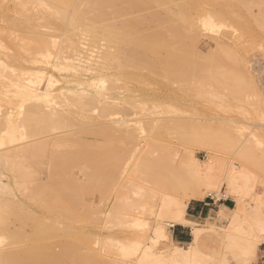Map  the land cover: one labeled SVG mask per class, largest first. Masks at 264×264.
Returning <instances> with one entry per match:
<instances>
[{"label": "rangeland", "instance_id": "374dc122", "mask_svg": "<svg viewBox=\"0 0 264 264\" xmlns=\"http://www.w3.org/2000/svg\"><path fill=\"white\" fill-rule=\"evenodd\" d=\"M3 1L0 0V124H3L1 121L3 118L1 119V117H4V114L11 112L13 115H17V111H20L18 108L21 109L20 106H23V109L27 111V114L31 113L30 115L32 116L29 117V115H27L29 119L35 117L34 111L36 107L32 106H35L36 101H33L34 99L31 100L29 96L26 99L23 98L25 100L21 102L22 99L19 98L18 94L22 93L23 95L24 91L21 92L20 87L27 86L26 79L30 75L29 72L36 69L35 64H33L36 60L35 56L37 58L40 53L45 52L44 50L39 51L41 43L42 46H51L52 44L55 45L57 43L56 45L59 46L60 49L59 52H62L63 45H65L64 40H66L64 30L67 25V23H64V20H62L64 25L62 24V21H59V23L61 22L60 29L51 28L46 21H36V10H34L32 5H29V10H27L24 15L16 10L14 11L15 13H13L12 10H9L8 12L7 10L13 6L12 2L14 1ZM244 2L247 3V9L249 11L244 8H238L236 11L249 13V21L251 24V34L249 35L244 34L240 29V26L232 21H227V24L232 26L233 29L221 28L218 31H213L216 32V34L201 26L202 21L215 17V7H221L223 5V0H178V13H184L187 16L188 19L186 24L189 25L191 22L195 25L194 32L188 37L191 39L188 41L186 40V44L189 46V49H192V52L190 50V52L180 55L178 59L175 57L169 58L170 65L167 69L158 65L161 62L158 58L140 57L131 62L130 65L128 64V66L125 64L123 66L125 70L122 68L123 74L120 69L119 71H114L116 73L119 72L117 75L118 77L120 75V77L117 78L115 76V80L117 79V81L112 85L113 89L109 86L113 91L108 87V89H110L108 90L109 94L113 96L106 99L108 101L109 99L113 100L114 102L105 101L108 102L106 104L103 102V105L110 106V109L106 106L108 109H106L105 112L102 110L96 111L97 114L103 112L104 117L98 121H90L86 123L85 127L87 128L83 129L82 132L79 133L80 135L77 134L78 130L76 127V131L73 132L76 133V135L73 134L74 137L76 136V139L82 138L90 143H98L100 146H102L105 141H108L109 144L115 141H121V145H123L120 156L118 154L115 158L112 150L109 148H101L100 163L102 172L98 175L95 182L100 189L98 190L97 197L90 204L83 202L76 204L74 207L75 215H83L84 217L83 220L80 219L78 225H92L98 227V230L90 235L88 245L81 250L77 247H66L58 243L31 244L28 241H23L22 243L20 241H18V243H8V241H10L9 239L3 243V245H0L1 249H7V251H5L9 256L5 257L7 260H2L0 264H83V258L88 255L96 256V254L100 257V260L98 259L100 262L99 264H133V260H129V258L120 255L118 247L121 246H115L112 244L110 247V245L103 246L102 244L107 242V237H109L110 232H118V234L113 236L114 242L127 245L133 240L135 236L134 232L127 229L119 231L116 227L113 228L114 226L109 227L108 225L107 228L106 224L111 223L109 222V219H112L116 213H122L121 215L124 216L127 215L128 212H136L138 214L139 205L146 199L145 197H147V194L150 195V192L163 196L168 195L171 197L176 195L177 197H180L184 180L187 181V178L189 177L190 168L188 167V163L192 158L201 164L207 162V159L221 160L224 164L227 162V164H225L226 166L230 164L228 165V168L232 170L233 177L244 174L248 185L247 187H251L253 193L250 196L246 195L243 199L245 204L249 206L245 210V217L247 218L238 219L237 225L241 230H246L247 227H250L252 231L259 221H263V219H261V214H264V206L259 207V203L260 200L264 203V173H261L263 170H260L264 167L260 165L261 161L259 158L263 155L261 152L264 153V146H262L264 145V16H261L264 15V0H244ZM78 3L79 5L81 4L80 1ZM253 5H255V7H259L260 5V7L257 9L254 8ZM80 8L83 9L82 6ZM151 10L153 9L144 10V8L140 6L130 13V15L127 14L126 19L131 17L143 20L138 31L140 30V34L146 33L148 29L155 28L157 23L154 21H145V19H148V14ZM242 10L245 11L243 12ZM252 17L254 19L257 17V21L260 19L259 26ZM34 18H36V20ZM86 19L87 17L85 16L86 23L83 22L82 19L81 22L87 24L88 20ZM81 22L80 27H78L79 29L76 30V33L79 35H77V38L79 37L78 39L81 38L87 40L89 38L85 36H88V34L83 32L84 27ZM223 29L226 30L224 31ZM62 31H64L63 35ZM218 40L220 41L218 42L220 46L217 44ZM37 41H40V43ZM232 41H237V44L234 47L235 50L232 49L233 57L228 62L227 67H219V63L222 60L220 51L224 49L223 45L226 46ZM100 44H102V42ZM100 44L97 45V49H99L98 51L102 50L99 48L100 46H105L104 44ZM57 46L56 48L59 50ZM218 46L220 51L217 48ZM97 49L95 48L94 50L97 52ZM92 52L93 57H97L101 54V52ZM64 53L69 54L70 51H65ZM173 64L176 66H173ZM116 73L112 74L116 75ZM250 79H253L254 83H251L249 81ZM110 92H114L115 94ZM20 103L24 104L21 105ZM100 105L102 106V104ZM112 105L113 108L111 107ZM93 114L96 113L93 112ZM108 114L110 116H108ZM31 120L32 123L28 122V133L29 136H32L33 138L31 137V140L28 138L26 142L38 138H44V141L50 140L51 136H54L57 133L56 131V133L47 131L48 134L42 132L43 134L39 133L40 136H35L36 132L33 131L35 130V124L33 123V119ZM31 125H33V127ZM0 126L4 128L3 125ZM2 128L0 127V130ZM72 128L74 129L75 127L72 126ZM241 128L242 130H240ZM30 130L31 133L34 132L33 134L35 137L30 133ZM65 130L71 132V127ZM199 130L202 132H198ZM57 131L58 133L64 132L63 129ZM91 131H99L101 133H99L94 139L89 136V132ZM103 131L107 132L106 136H104L105 134H102ZM2 132L3 129L0 131V134ZM66 137H68V133ZM243 138L248 139V141L246 140L245 142L246 145H254V148H252V145L250 146V148H252V150H250L252 153L247 151L248 149H246V151L249 153L244 151L245 149L243 150V154L242 151H237V146L234 145H237L239 141L243 142ZM257 138L258 140H256ZM231 141L234 142V145ZM225 142L229 143L227 144ZM17 143L15 142L13 145L17 144L19 146L20 143ZM34 143L35 142H33V144L30 143L31 145H26V148L24 147L25 150L22 148L24 153L20 151L21 149L18 150L15 148L17 145L12 147V144H10L11 146L8 144L9 146L6 145L7 147H0L1 149L4 148L5 151H10L12 158L9 165L12 161L14 164L12 165L11 163L10 166L13 168L10 169L11 167L5 162L8 161L7 156L3 158L6 159L7 157L5 161H3V159L0 160V180L3 184L6 183V185L4 184V186H0V198L17 204L23 202L22 204L25 207H23L21 203L20 206L26 208L24 209L26 213H32L35 211V208L37 209L44 205L47 206L49 204L48 196L57 193L59 197L62 198L63 193V188L59 184V169L57 168L59 164H55L62 161L61 156L65 155L68 145H63L62 148L58 146L59 151L56 149L58 147H55L54 149H56L57 152H53L55 150L51 148L54 146L50 143L47 145L41 144L43 146L45 145L43 148H47L42 151V146H38L39 150L35 147V149L37 148L39 151L38 152L34 149V145L37 146V144ZM48 145H51L52 147L50 148ZM125 147H128L129 149ZM248 147L249 146H246V148ZM6 148L8 150H6ZM40 148L42 150H40ZM124 149L126 150L123 151ZM231 149L234 150L231 151ZM256 149L258 150L255 151ZM12 150H18L17 152L20 151L19 153L22 156L19 154L20 156L18 157L17 152L15 151L13 153ZM132 150L134 153L136 151L134 157H132ZM3 151L4 150L2 149L0 157L4 153ZM130 151L131 155L129 154ZM8 152H5V154ZM245 152L246 155L249 154L248 156L245 155L249 158L247 159L249 162L252 157L255 158V160L257 159V165L254 163L256 167L254 164L243 161L246 158L245 156L242 161L239 160ZM190 155H192L191 159L189 158ZM122 156L126 157L122 158ZM52 157H56L57 159H55L57 161L53 160ZM128 157L131 158V161ZM19 158L20 160H17ZM126 158V161H130V163L124 168L126 165L123 161ZM188 158L190 160H188ZM261 158L264 162V155ZM114 159L116 161H114ZM253 160L251 161L252 163ZM2 161L6 163V166H4ZM21 161L23 162L21 163ZM241 162H245L244 165ZM234 163L237 165V168L232 167ZM246 163L253 165V167L248 166ZM80 165L82 166V164ZM80 165H76L74 168L80 167V169L83 168L84 170H87V172L90 171L89 168H84V165L81 168ZM113 166L116 170L119 167H122L125 170L124 171L120 168V170H117L119 172H116L119 174L124 171L120 173L121 176H123V179L120 180L126 182V186L124 183L122 186H119L122 181L116 186L115 180L111 179V176L113 175ZM241 166H244V169H242ZM258 166H260V168ZM19 168L23 174L20 172ZM183 169L184 171L182 172ZM73 170L74 169H71L72 173L69 172L70 174H73V176L69 174L70 179L72 178L73 181L75 179V181L78 180L79 182L82 181V179L84 180V178L86 179V177H84L85 175L82 177V173H79V168H76L74 170L75 172ZM82 170H80V172H82ZM138 172L141 174L138 175ZM129 174L133 177H130ZM127 175H129V177ZM15 177L16 181L20 184L16 183L14 179ZM19 177L21 178L19 179ZM182 179H184L183 182H181ZM179 181L182 184H180ZM241 181L243 182V180H240V182ZM129 184L131 188H129ZM131 184L136 187H133ZM17 186L21 190L17 189ZM9 188L12 191L8 190ZM132 188L134 191H136V188L137 190L143 188L142 193H147L146 195L144 193L143 195L145 196H142V198L134 196L135 194L131 193L134 192L132 191ZM146 188L148 189L147 191ZM90 190L91 189H88L85 194H88ZM215 193L217 194V191ZM125 194L127 197H125ZM116 197L117 200H115ZM127 198H129V200ZM210 198L211 197L205 196L203 199ZM256 198L258 199L255 203ZM217 199L218 201L231 199L233 205H235V195L226 192L224 186H221L218 189ZM214 201L217 200L214 199ZM125 203L126 205H123ZM131 203L133 205L137 204L138 206H132ZM133 207L137 208L136 211L133 210ZM113 210L116 211L114 212ZM41 216L45 224L51 223L47 210L41 211ZM125 219H127V217ZM128 220H130V218H128ZM9 221V229H7L9 233H22L25 237H30L32 231L29 225L21 226L19 222L13 219H10ZM104 221L105 225L103 223ZM224 221L222 220L220 223L222 226L227 223L226 220ZM201 224L202 223H199V225ZM54 226L56 229V237H60L62 224L54 223ZM189 226L192 231V226ZM3 232L4 231H2V233ZM2 233H0V236L6 235ZM11 237L12 236H10V238ZM182 246L185 247V245ZM66 248L69 250L65 251ZM64 252L67 253L66 256H62V253ZM257 252L258 248L248 250V252L244 253L240 259L228 254L225 257V261L226 264H255ZM94 259L97 260L96 258ZM197 264H199V262ZM201 264L204 263L202 262Z\"/></svg>", "mask_w": 264, "mask_h": 264}, {"label": "bare ground", "instance_id": "6f19581e", "mask_svg": "<svg viewBox=\"0 0 264 264\" xmlns=\"http://www.w3.org/2000/svg\"><path fill=\"white\" fill-rule=\"evenodd\" d=\"M13 1H14L12 2L13 6L7 10L8 12L9 10L10 11L12 10V12L15 13L14 11L16 10L24 15L26 14V11L29 10L28 9L29 5H32L34 7V10H36L35 15L37 20L36 18L34 19L38 22L46 21V23L51 28L53 27L60 29L61 22L59 23V21L64 20V23H67V25L65 24L66 25V28L64 27L65 32L62 31V35L64 32L65 33L64 35L66 36V40H64L65 45H63V50L61 49L62 52H59L60 49L59 46L56 45L57 43L55 45L58 47L59 50H57L54 44H52L51 46H42L41 43V46H39V51L44 50L45 52L42 51L44 53H40L37 56V58L35 56L36 60L33 58L35 60V63L33 64H35L36 69L34 71L28 70L31 71L32 74L31 72H29L30 75L29 77L27 76L28 77L26 79L27 86L20 87L21 88L20 91L21 92L24 91L25 93L23 92V95L22 93L18 94L19 98L22 99L21 102L26 98H28L29 96L31 100L34 99L33 101H36L35 106H32V107H36L34 111L35 117L29 119V117L32 115H30L31 113L27 114V111L23 109V106H20L21 109L18 108L20 111L19 112L17 111V115L16 114L13 115L11 112L4 114V117H1V119L3 118L1 120L3 124H0L3 125L4 127L2 128V126H0L3 129V132L0 134V147L2 146L5 147L6 145L9 146L10 144H12L13 147L14 145L18 144L17 142L20 143L23 141L22 143L19 144V146L17 145L16 147L15 146L14 147L18 150L21 149L20 151H22V148L23 150H25L26 145L30 143L33 144V142H35L37 146L34 145V149L35 147L38 148V146L39 147L42 146L43 148L45 145L49 143L52 146H54L52 147L51 145L50 146L48 145L50 148L52 147L51 149H54L55 147L58 146L62 148L63 145L65 146L68 145V148L65 151V155L61 156L62 161L60 160L61 161L60 163L57 162V164H55V165L59 164L57 168L59 169L58 171V175L60 178L59 184L63 188L62 198H60L57 193H54V195L48 196L49 204L47 206L44 205L37 209L35 208V211H33L32 213H28V212L26 213V211L24 210L26 208H23L25 207L22 204L23 202H20L23 206L21 207L19 202H18L19 204L12 203L9 202V200L7 201L0 198V229H1L0 233L4 231L2 234H6L5 236L4 235L0 236V245H3V243H5L10 239L8 243H14V242L18 243V241H20L21 243L23 241H28L31 244L58 243L66 247H77L82 250V248L88 245L90 235L93 234L94 231L96 232L98 230V227L97 226L94 227L92 225H78L80 219L83 220L84 217L83 215L76 216L74 207L76 206V204L83 202L90 204L97 197V194L99 192L98 190L100 189L95 184V182L97 180L98 175L102 172L101 163H100L101 148L102 147L109 148L110 150H112L114 152V158H115V156L118 154L120 156V152L123 149L122 148L123 145H121V141H115L110 144L108 141H105L103 145L100 146L98 143L97 144L90 143L82 138L76 139L75 138L76 136L74 137L76 133L73 132L76 131V127H77L78 130L77 134L80 135L79 133H81L83 129L87 128L85 127L86 123L90 121L100 120L101 118L104 117L103 112H105L106 109H108V107L110 109V106L108 105L104 106L103 102L104 104L110 101L114 102L113 100L110 99L109 101L106 100L113 96L109 94L108 90H110L112 85H114V82L117 81V79L115 80V76L117 78L120 77V75L119 77L117 75V73L119 72L116 73L114 71L116 70L119 71V69L122 70L125 64H127L128 66V64L130 65L131 62L135 61L136 59H139L140 57L158 58L161 60L160 64L158 65L162 68L167 69L168 66L170 65L169 58L175 57L178 59L180 55L186 54L187 52H190V50L192 52V49L188 48L189 46H187L186 40L188 41L191 39L188 37L190 36V34L194 32L195 25L191 22L189 23V25L186 24V21L188 19L187 16L184 13L183 14L178 13V0H13ZM79 1L81 3L80 5L78 3ZM81 6L83 9L80 8ZM140 6H142L144 10L153 9L148 14V19H145V21L157 22L155 28L150 30L148 29L146 33H141V34L139 32L140 30L138 31V28L142 24L143 20L134 19L131 17H130L131 19L130 18L126 19L127 14L130 15V13H132L135 9H137ZM253 6L254 8L257 9L260 7V5L259 7H255V5ZM238 8L240 9L244 8L246 10L247 3L244 2V0L243 1L223 0V5L221 7H215V12H214L215 17L209 18L206 21H202L201 26L204 27L205 29H208L212 33L216 34V32L213 31H218L221 28L233 29L232 26L227 24V21L230 22L232 21L240 26V29L244 32V34L249 35L251 34V24L249 21L250 17L248 15L249 13L237 12L236 9ZM66 11L68 12V14ZM85 16L87 17L86 20H88L87 24H85L86 23ZM261 16L263 17L264 15ZM256 18L253 19L255 20V22H257L259 26L260 19L257 21ZM81 19L85 23L81 22L82 21ZM80 22L83 23L82 24V26L84 27L83 32L88 34V36H85L89 38L87 40L80 38L81 39L80 41V39H78L79 37L77 38L78 34L76 33V30L79 29L78 27H80ZM37 42L40 43V41ZM101 42L105 46H100L99 48L102 50L105 48L106 49L103 51L102 50L98 51L99 49H97L98 47L97 45H99ZM218 42L220 41L218 40L217 44ZM236 44L237 41H232L230 42V44L226 45L227 47L223 45L224 49L221 48L222 49L221 51L219 48L220 45L218 44L219 46L217 48L220 51V55L222 56V60L219 63V67H225V66L227 67L228 62L233 57L232 49L235 50L234 47L236 46ZM95 48L99 53L102 51L101 54H99V56L97 57L92 56L93 54L92 51L96 52V50H94ZM63 51L64 52L70 51V53L66 54L67 52L64 53ZM173 66L176 65L173 64ZM123 70L125 69L123 68ZM123 70L121 71L122 74H123ZM112 73H116V75ZM249 81L251 83H254L253 79H250ZM108 87L110 89H108ZM112 89L111 91H113ZM20 104L22 105L24 103H20ZM100 104H102V106ZM111 107L113 108V105ZM98 110H102L103 112L100 111L101 113L97 114L96 111ZM93 112H95L96 114H93ZM109 114L108 116H110ZM27 115H29V117ZM31 119H33V123L35 124V128H34L35 130H33L34 132H36L35 136L37 135L40 136L39 133L41 134L42 132L48 134L47 131L50 132L56 131L57 133L55 132L56 134L54 136H51L50 140L44 141L43 140L44 138L43 139L38 138L26 142L28 138L30 139L32 137V136L30 137L28 133L29 131L28 122L32 123ZM33 125L31 126L33 127ZM72 126L75 127L74 128L75 130L72 128ZM70 127H71V132L65 130ZM2 129L0 131H2ZM62 129L64 130V132L58 133L57 130L60 131ZM240 130H242V128ZM34 132H32L31 134H33ZM198 132H202V131L199 130ZM67 133H68V137H66ZM99 133L101 132L91 131L89 132V136L95 139V137ZM102 134L103 135L105 134L104 136H106L107 132L103 131ZM246 140L248 141V139L243 138V142H242L239 141L238 139L239 142L237 145H234V142L232 141L231 143L234 146H237L236 149L238 152L242 151L243 154L244 151H246V149H248L247 151L251 152L250 150L254 148L253 147L254 145L252 144L246 145L245 143ZM256 140H258V138ZM15 142L17 144L13 145V143ZM41 144H45V145L43 146ZM251 145L252 148H250ZM246 146L249 147L246 148ZM59 147L56 148L57 151H59ZM37 148L35 150H37ZM46 148H43V150L40 148V150L44 151V149ZM2 149L4 150L3 151L4 153L2 152L3 153L2 155L4 157L1 155L0 160L5 158V156H7L8 159L7 157L6 159L8 161H5L6 159H3V161L7 162V165H9V162L11 161L12 158L10 155V151L8 152L5 151L4 148ZM56 149H54L55 151L53 152H57ZM234 149H231V151H233ZM1 150H0V154H1ZM6 150L8 149L6 148ZM18 150H14V151L12 150V151L14 153L15 151L17 152ZM125 150L126 149H124L123 151ZM257 150L258 149H256L255 151ZM5 152H8L9 154L8 153L5 154ZM19 152H17L18 155L16 154L18 157L21 155ZM246 152L243 156L240 155L242 156L239 159L240 161H242L246 156L249 155V154L246 155ZM132 153H133L132 157H134L136 151L134 153V151L132 150ZM261 153L264 155L263 152ZM32 154L35 155L34 153ZM129 154L131 155V151L129 152ZM8 155L10 156V159ZM263 155H261L260 158L257 156L261 161L260 165L262 167H264L263 166L264 162L261 158ZM126 156H122V158ZM191 156L192 155H190L189 157L190 159L192 158ZM55 158L56 157H52L53 160L57 159ZM131 158H129L130 161ZM189 158L188 160H190ZM252 158H250L251 159L250 162L247 160L249 159L248 157H246L245 160L243 161L251 164L255 163L257 165L256 163L257 159L255 160V158H253L255 160L254 161ZM17 160H20V158ZM126 160L127 158L124 159L123 161L126 165L125 166L123 163V165L125 166L124 168H126L130 163V161H126ZM252 160L253 163L251 162ZM3 161L2 163H4ZM114 161L116 160L114 159ZM22 162L23 161H21V163ZM248 163H246L248 166L253 167V165H249ZM80 164H82V166L84 165L85 166L84 168H89L90 171L87 172V170H84ZM225 164H227V162H225ZM225 164L221 162V160L218 161L215 159H210V160L207 159V162L201 164L198 161L194 160V158H192L188 163V167L190 168V172L188 175L189 177L187 178V181L184 179H182L181 181L183 182L184 180V184L182 186V190L180 189L182 191V193L180 191L181 193L180 197H177L176 195L175 196L170 195L171 197H169L168 195L163 196L154 192H150V195L147 194L148 198L145 197L146 199L143 200L139 205L138 214L136 212L135 213L128 212V214L124 216L121 215L122 213L120 214L116 213L112 219H109V222L111 223L106 222L108 223L106 224V226L107 225L109 227L114 226L113 228L116 227L117 229H119V231H122V229L132 230L135 234L133 240L129 242L127 245L114 242L113 236L118 234V232H110L109 237H107V242L103 243L102 245L103 246L110 245V247L112 244L115 246H121L118 247V249L120 250L119 251L120 255L129 258V260L130 259L133 260L134 261V263L132 262L133 264H188V263L197 264L198 262L199 264H201L202 262L204 264H226L225 261L226 255L230 254L231 256L240 259L244 253L248 252V250L258 248L260 244L264 243L263 214H261L262 215L261 219H263V221H259L256 224V226H254L253 230L250 232L245 233L240 231L237 225L238 219L247 218L245 217L246 214L245 210L249 206L245 204V201L243 199L245 198L246 195L249 196L252 195L253 191L244 195H236L235 205L231 209H226L224 208L223 205H219L220 208L218 207L219 211L216 214L217 216H215V218L211 220L205 219L206 221H204V223H202L201 225H199V223L196 222H191L185 218L184 210L187 208V205L191 200H202L205 196H208L218 201L217 199L218 189L221 186L225 187L226 192L232 194L228 185V180L233 172L230 168H228V165L230 164H228L227 166ZM12 165L14 164L12 163ZM76 165L81 166L83 170L80 169V167H76V168H79V173H82V177L84 175H85L84 177H86V179L84 178V180L82 179V181L80 182L78 180L75 181V179L73 181V179L72 178L70 179L69 176L70 174L69 172L72 173L71 169L75 170L76 168L74 167ZM4 166H6V163H4ZM10 167H11L10 169L13 168L12 166ZM232 167L237 168V165L234 163ZM243 167L241 166L242 169H244ZM258 167L260 168V166ZM120 168L122 167H119L117 170H120ZM80 170H82V172H80ZM117 170L113 166V170H112L113 175L111 176V179L115 180L116 186H118L119 182L122 181L120 179H123L122 178L123 176H121L120 173L125 171L122 168V170L124 171L117 174V172H119ZM260 170L261 171L263 170V172L261 173H264V168ZM183 171L184 169L182 170V172ZM20 172L22 173L21 170ZM140 174L141 173L138 172V175ZM16 175L18 176L17 173ZM70 175L73 176V174ZM129 175L127 176L129 177ZM130 177L133 176L130 175ZM20 178L21 177H19V179ZM14 179L16 181V177ZM181 182L180 184H182ZM0 183H1L0 186L1 185L4 186V184L6 185V183L3 184L1 180ZM16 183L18 182L16 181ZM120 183L121 184H119V186L120 185L122 186V184L123 183L125 184L126 182L122 181ZM128 186H130V184ZM133 187L136 186L133 185ZM129 188H131V186ZM17 189L20 188L18 187ZM88 189H91L90 192L88 194H85V192ZM142 189L139 188L137 190L136 188V191H134V189L132 188V191L134 192L131 193H134L135 194V195L133 194L134 196H138L142 198V196L144 197L147 193L144 192L145 195H143L144 193H142ZM8 190L11 189L9 188ZM147 190L148 189L146 188V191ZM216 191L217 194L215 193ZM125 197H127V195ZM127 199L129 200V198ZM257 199L258 198H256L255 203ZM115 200H117V197L115 198ZM123 205H126V203ZM131 205L136 206L137 204L133 205L131 203ZM136 209L137 208L133 207V210L136 211ZM43 210H47L51 223L45 224L43 222L41 216V211ZM113 211L115 212L116 210ZM126 217L127 219H125ZM128 218H130V220L132 221L128 220ZM10 219L19 222L21 226L29 225L32 231L30 237H25L22 233H9L7 229H9L8 224L10 222L9 221ZM222 220L223 221L226 220L227 222L223 226L220 224ZM54 223L62 224V228L60 229L61 232L60 237H56L55 234L56 229ZM103 223L105 225V221ZM177 224L192 226V231H191L192 241H190L191 243L189 244H185V247L179 245L173 239L171 228L176 226ZM10 236L12 237L10 238ZM1 250L2 252L5 253L7 251V249H5L6 251L4 249ZM1 250H0V262H2V260L3 261L7 260L5 259V257H9L7 253L5 255V253H2ZM67 250L69 249L66 248L65 251ZM66 254L67 253L64 252L62 253V256H66ZM94 258H96L97 260H95ZM99 258L100 257L98 254H96V256L88 255L85 258H83L82 263L99 264L100 263Z\"/></svg>", "mask_w": 264, "mask_h": 264}, {"label": "crops", "instance_id": "0c3cea01", "mask_svg": "<svg viewBox=\"0 0 264 264\" xmlns=\"http://www.w3.org/2000/svg\"><path fill=\"white\" fill-rule=\"evenodd\" d=\"M232 175L228 180V185L232 194L235 195V202H236V195L248 194L252 191V188L247 187L248 185L244 177V174L234 177ZM240 180H243V182L242 181L240 182ZM219 205H223L224 208L226 209H231L234 207L231 199H223V201L219 200L218 202L214 201L213 198L202 199V200H191L188 203L187 208L184 210L185 218L191 222L204 223V221L211 220L215 218V216H217L216 214L218 213L220 208ZM263 206L264 203L260 200L259 207H263ZM239 230L245 233L251 231L250 227H247L246 230H241L239 228ZM171 232L175 242L180 245L189 244L191 243L190 241H192V236H191L192 232H191V227L189 225L177 224L176 226L171 228ZM255 264H264V243L260 244L258 247L257 259Z\"/></svg>", "mask_w": 264, "mask_h": 264}]
</instances>
